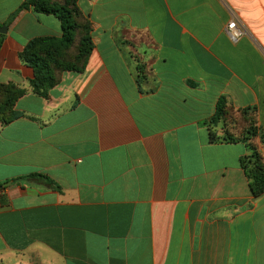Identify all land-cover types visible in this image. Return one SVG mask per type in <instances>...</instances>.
<instances>
[{
  "label": "crops",
  "instance_id": "obj_1",
  "mask_svg": "<svg viewBox=\"0 0 264 264\" xmlns=\"http://www.w3.org/2000/svg\"><path fill=\"white\" fill-rule=\"evenodd\" d=\"M25 1L0 0V85L25 92L0 123V264H264L247 146L208 127L224 99L213 131L255 128L264 163V0H78L94 48L45 95L22 54L63 28L10 21Z\"/></svg>",
  "mask_w": 264,
  "mask_h": 264
},
{
  "label": "trees",
  "instance_id": "obj_2",
  "mask_svg": "<svg viewBox=\"0 0 264 264\" xmlns=\"http://www.w3.org/2000/svg\"><path fill=\"white\" fill-rule=\"evenodd\" d=\"M50 2L52 0H26L10 19V21L14 20L22 9L31 7L38 14L56 16L62 24V38L35 39L28 44L22 54V58L33 68L35 73L31 85L35 92L42 95H45L57 84L59 73L64 71L79 72L85 69L94 48L93 26L78 7V0H65L63 4ZM24 93L15 85H0V123L2 125L9 124L21 117L14 107ZM233 115L227 110L225 100L221 99L217 104L215 115L208 123L210 140L212 143L243 142L246 144L248 152L241 158V166L250 181L252 194L259 197L264 194V163L253 141L257 130L251 128L240 138L229 133L219 137L213 131V128L219 124L229 122ZM239 123L243 125L246 124V121L241 119ZM29 178L43 177L34 174ZM0 189L4 190V185H0Z\"/></svg>",
  "mask_w": 264,
  "mask_h": 264
},
{
  "label": "built area",
  "instance_id": "obj_3",
  "mask_svg": "<svg viewBox=\"0 0 264 264\" xmlns=\"http://www.w3.org/2000/svg\"><path fill=\"white\" fill-rule=\"evenodd\" d=\"M227 33L233 41H238L244 35L243 29L239 27L236 21H232L231 23H229L227 27ZM1 192L2 191L0 189V196Z\"/></svg>",
  "mask_w": 264,
  "mask_h": 264
},
{
  "label": "rangeland",
  "instance_id": "obj_4",
  "mask_svg": "<svg viewBox=\"0 0 264 264\" xmlns=\"http://www.w3.org/2000/svg\"><path fill=\"white\" fill-rule=\"evenodd\" d=\"M65 0H52V2L50 3H53V4H63Z\"/></svg>",
  "mask_w": 264,
  "mask_h": 264
},
{
  "label": "water",
  "instance_id": "obj_5",
  "mask_svg": "<svg viewBox=\"0 0 264 264\" xmlns=\"http://www.w3.org/2000/svg\"><path fill=\"white\" fill-rule=\"evenodd\" d=\"M7 33V28L3 27L0 29V36Z\"/></svg>",
  "mask_w": 264,
  "mask_h": 264
}]
</instances>
